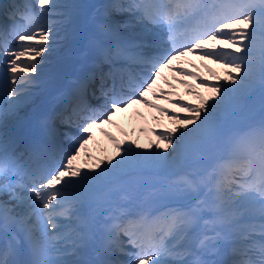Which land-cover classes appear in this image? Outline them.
I'll list each match as a JSON object with an SVG mask.
<instances>
[{"label":"snow or ice","instance_id":"obj_1","mask_svg":"<svg viewBox=\"0 0 264 264\" xmlns=\"http://www.w3.org/2000/svg\"><path fill=\"white\" fill-rule=\"evenodd\" d=\"M8 8L0 264H264V0Z\"/></svg>","mask_w":264,"mask_h":264},{"label":"rangeland","instance_id":"obj_2","mask_svg":"<svg viewBox=\"0 0 264 264\" xmlns=\"http://www.w3.org/2000/svg\"><path fill=\"white\" fill-rule=\"evenodd\" d=\"M60 2L61 3H69V2H71V0H60ZM79 2H81V3H85V4H99V3H103L104 2V0H79ZM190 59H195L194 57H190ZM213 67H215V65H213ZM165 75L166 76H169V78H171V73H168L167 71L165 72ZM178 88H179V91H181V92H183V88L182 87H179L178 86ZM185 99L187 100V99H193L194 100V98L193 97H185ZM161 103H163L162 101H160ZM141 107V110L142 111H146L145 109H143L142 108V106H140ZM29 111H31V109L30 108H28V109H25L22 113H21V115L23 116V115H25V113L26 112H29ZM106 127H109V126H106ZM125 127H127V124L125 123ZM109 131H112V132H114L115 134H117V135H119V132L115 129V128H111V127H109ZM96 133H100L99 132V130H96ZM99 137H101V138H103L104 140H106V142H99V140H100V138L97 140V142H98V144L97 143H93V145L91 144L89 147L92 149V150H94V152H93V155H96V156H99V155H102L103 153L100 151V148H103V147H106V148H108V150H109V152H111L112 151V145H111V142L110 141H108L101 133H100V135H99ZM141 139H145L146 140V136H143V135H141V137H140Z\"/></svg>","mask_w":264,"mask_h":264},{"label":"bare ground","instance_id":"obj_3","mask_svg":"<svg viewBox=\"0 0 264 264\" xmlns=\"http://www.w3.org/2000/svg\"><path fill=\"white\" fill-rule=\"evenodd\" d=\"M6 6V3L4 2L3 3V7H5ZM3 7H0V14L2 15V17H1V19L3 18V19H5L6 20V18L4 17V15H3ZM11 22L9 21V24H10ZM52 59H53V61H55V55L52 57ZM73 130H75V128H72ZM99 135H100V133L98 134V133H96V141L100 138V140H99V142H106V140H104L103 138H101V137H99ZM138 135H139V133H138ZM141 141L142 142H144L145 141V139L143 140V139H141ZM93 145V143H90V145ZM89 145V146H90Z\"/></svg>","mask_w":264,"mask_h":264}]
</instances>
